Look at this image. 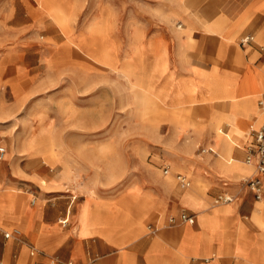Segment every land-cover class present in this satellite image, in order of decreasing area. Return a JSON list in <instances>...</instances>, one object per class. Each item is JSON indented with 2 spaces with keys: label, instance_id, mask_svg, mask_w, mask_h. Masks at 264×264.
<instances>
[{
  "label": "crops",
  "instance_id": "1",
  "mask_svg": "<svg viewBox=\"0 0 264 264\" xmlns=\"http://www.w3.org/2000/svg\"><path fill=\"white\" fill-rule=\"evenodd\" d=\"M203 1L169 0L166 3V0H159L160 9L152 10L166 12L163 7L166 4V10L170 12L168 20L159 21L156 25L154 20H149V27L136 23L141 31L138 43L150 65V79L154 83L157 76H163L166 84L170 78L173 84L190 79L203 84L202 80L210 75L213 82L216 80L215 75L218 79L219 76H225L230 79V89L236 91L237 97L257 95L258 107L259 100L264 102V48L258 49L250 43L247 48L236 49L235 41H228V38L237 30L238 24L226 23L222 32L214 22L224 16L232 19L246 10L251 13V19L239 34L244 31L264 33V0H231L224 5L221 0ZM152 3L156 2L148 0V4ZM180 11L183 18L188 17L186 23L181 17L174 16ZM176 20L182 23L184 32L171 26L170 22ZM150 26L156 29L148 37ZM152 38L160 42L165 50L164 71L161 73L155 72L157 56L151 53L148 46ZM238 58L240 63L237 62ZM213 82L211 89L206 85L196 88L198 105L181 107L193 106L196 112L207 113L196 117L197 122L205 126L197 132H191L190 141L182 144L170 143L174 139L171 130L161 140L162 148L155 152L157 160L152 164L144 163L137 150L99 159L92 157L94 153L89 150H74L64 153L68 157L58 158L57 174H40L38 167L44 162H38L35 158H21L17 163L13 153H5L0 160V202L5 201L0 204V263L228 264L220 255L212 259L194 255V249L202 254H219L222 248H217L218 242L199 241L198 236L208 232L211 237L222 225H227V244L232 253L229 264H264V175L261 176L263 194L256 200L244 182L255 176L254 167L230 168L218 162L211 129L212 119L221 113L230 119L235 118V115L227 114V108L221 105V101L215 100ZM174 101L176 105L180 104L176 99ZM154 108L162 115L159 123L171 126L167 105L156 98ZM255 114L260 123L257 109ZM252 121L247 118L239 121L250 132L249 135L253 130ZM250 138L247 136L242 144ZM246 149L239 147L233 155L243 161ZM160 167L162 171L168 168V173L164 175L169 172L176 178L177 175H183L189 183L197 184L200 189L188 191L196 200L189 199L188 193L171 188L165 178L159 175ZM178 167L190 172L192 179L182 172H171V168ZM67 172H75L78 178L67 183ZM42 181L46 185H41ZM68 187H75V193L79 196L69 194L66 191ZM114 187L119 189L112 191ZM127 189H135L139 198L150 204L149 213L142 221L146 230H141L139 226L128 227L126 222L122 227H116L117 231L113 232L116 236L112 241L113 234L109 238L103 235L109 229L107 218L112 216L114 209L120 214L119 209H122L123 204L130 202V192L125 193ZM219 194L234 198L229 203L230 209L223 213L212 212L213 223L204 227L200 223V215L212 211L211 201ZM175 213H179L178 216L193 215L195 221L187 224L179 219L176 225L178 216ZM83 215L85 221L101 219L90 227L85 223L83 228ZM154 218L155 223L148 224ZM257 219L263 225H259ZM239 223L246 227L243 237L246 247L242 248L237 246L235 240ZM150 229L153 231L150 232ZM13 230H17L18 234L11 238L4 237V232ZM191 234H195V246L191 245ZM177 237L179 239L174 244Z\"/></svg>",
  "mask_w": 264,
  "mask_h": 264
},
{
  "label": "rangeland",
  "instance_id": "2",
  "mask_svg": "<svg viewBox=\"0 0 264 264\" xmlns=\"http://www.w3.org/2000/svg\"><path fill=\"white\" fill-rule=\"evenodd\" d=\"M48 1L50 4L60 6L62 9L70 8V16L76 18V21L73 24V30L69 34H65L60 30L57 22L49 15L47 8L44 6ZM154 1L156 3L148 4V0H0V147L5 148L6 155L13 153L17 163L21 158L27 160L35 158L38 162H44L45 165L40 163L41 165L38 167V173L40 174H57L56 162H58V158L68 157L64 153L74 150L80 152L89 150L94 153L92 157L98 159L102 157L111 158L116 156L113 155L115 153L128 154L132 150H137L144 163L152 164V162L157 160L155 152H159L162 148L161 140L168 136L171 130L174 143L182 144L190 141L191 132H197L205 126L204 124H199L196 117L207 113L196 112V107L193 106L188 108L181 107L199 104V100L195 96V90L205 85L211 89L212 75L204 81L202 80L203 84H198L197 81L195 82L192 79L182 80V82L180 80L179 83L173 84L171 78L166 84L163 76H157L153 83L149 74L148 86L142 77L138 78V83L141 82V85H145L148 91L145 92L138 87L132 93L135 95L129 98L127 89L121 88L118 90L117 85H120V80H118L116 73L108 70V73L104 74L101 73L100 69L94 68L86 76L87 79L83 77L81 79L76 76L79 72L77 64L88 62L86 56L73 47H70L69 52L59 50L67 43L77 42L79 36L84 35L88 39L89 48H91L89 52L92 50H95V52L106 50L112 57L116 56V58L121 60L126 55L133 58V49H130L132 48L133 36L137 35L135 40L138 37L137 40H139L141 35V31L136 25L139 23L149 27V20H154V25H156L159 24V21H165L163 19L165 15L169 17L170 12L166 10V4L163 6L166 12L152 10V8L160 9L159 0ZM168 1L166 0V3ZM191 1L194 2L196 0H190L189 2ZM206 1L204 0L203 2ZM228 1L231 0H221L222 5ZM102 8L107 9L110 15H108L109 20L105 24L99 19ZM32 10L41 12L43 19L39 20V18L32 16ZM193 13L196 12L193 11ZM243 13L249 17L250 21L251 13L246 10ZM161 16L163 17L160 18ZM174 16L181 17L185 23L188 20V17L184 16L183 18L181 16V11L176 12ZM220 21L223 27L226 23L233 22V24H236V20H232L227 16L222 17ZM110 23L111 25H109ZM170 24L179 32H184L182 26H180L182 23L178 20L172 21ZM246 25L238 27L236 37L232 40L235 41L234 47L238 50L244 48V46L247 48L248 44L243 45L241 40L247 35H252L251 44H254L258 49L264 48V33L256 34L244 31L239 34ZM95 29H100V32ZM150 29L148 37L156 28L150 26ZM261 34L263 36L259 42L257 41V35ZM137 40L136 42H138ZM154 41L156 47L161 46L163 49L162 60L156 58L154 62L155 72L161 73L164 71L165 50L160 42L157 43L155 39ZM127 42L129 44H126ZM120 46L124 48L121 49ZM151 53H154L152 49ZM55 56L56 60L53 58ZM145 62L146 70L149 73L151 72L149 71L150 65L146 56ZM237 62L240 63V58L237 59ZM109 71L112 73H109ZM238 71L241 72L242 69H238ZM152 77L154 78V76ZM214 77L216 78L213 82L215 100L221 101V105L227 108V114L229 112L235 115V118L230 119L227 115L221 113L219 117H213L212 119L211 129L214 132L213 140L217 147L218 162L222 166L238 167V164L229 163L228 156L224 153V149L227 148L224 143L230 131L235 129L234 132L236 133H246L248 137L251 136L250 140L245 144H242L244 141L241 143L240 148L244 150L249 146L252 140V135H249L250 132L241 125L236 128L234 126L243 117L239 104L245 101L244 98L250 99L248 100L250 106L247 113H243L244 117H249L248 119L250 120L255 119L257 114H255V111L257 109L262 120L263 116L259 108L256 107L258 97L257 95L237 97L236 91L231 89L234 94L233 98H220L219 89L222 87L225 90L227 88L230 89L229 83L231 81L225 76H219V79L217 75ZM16 86L19 91L17 94H12L14 92L13 88L16 89ZM144 93H148L147 96L144 97ZM156 98L162 104L167 105L171 126L163 122L159 123L162 115L154 108ZM174 99L179 101L180 104L176 105ZM211 99L214 98L211 97ZM3 110L8 111L9 115L3 114ZM143 114L150 120L145 123L141 122L140 117ZM190 123L195 125L194 128ZM260 123H258V126ZM150 124L153 127H157V129L147 130ZM44 128L50 130L48 139L41 137L43 134L42 129ZM257 128L252 126L253 130ZM176 135L180 137L175 138L177 137ZM15 136L19 137L23 144H26L25 149L21 153L22 156L19 157L16 156L17 153L14 151L12 143ZM230 146L231 154L236 159L233 152L239 147H237L236 143H232ZM242 160L244 162V159ZM245 168L249 167L245 166ZM250 169H253V166ZM177 171L186 174L188 178L192 179V174L187 170L181 167L175 170L171 168V172ZM67 174V183L78 178L75 176V172H67ZM171 174L169 172V175ZM159 175L161 177L166 176L163 174L161 167ZM172 176L175 183L174 189L177 191L188 190L194 185L190 182L187 188L181 189L175 175ZM75 189V187H68L66 191L72 196L78 197L79 195L75 193ZM117 189L119 188L114 187L112 191ZM20 192L22 193V191ZM129 192L131 194L130 202L126 203V201L123 204L122 209H119L120 214L117 209H114L112 216L107 218L109 229L107 234H103L106 238L111 237V234L117 231L116 227L118 225L122 227L126 222L128 227L139 226L141 230H146L142 221L149 213L150 204L142 201L136 194L137 191L135 189H127L125 191V193ZM219 196L230 195L219 194ZM219 196L212 199V206L217 204L215 202ZM230 197L233 201L234 198ZM4 202L3 200L0 204ZM219 203L218 205L230 209V202L220 200ZM100 219L93 218V220L85 221L83 215V228L85 223L86 226L90 227L93 222L96 220L100 221ZM179 219L180 216L176 225L179 224ZM257 220L259 225H263L259 219ZM155 221L156 218L152 219L148 224L155 223ZM59 225L61 226V224ZM151 231L153 230L150 229ZM245 231L246 227L239 223L235 237L239 248L246 247V241L243 239ZM217 232L226 235L227 238L224 243L222 235L219 234L218 237ZM217 232H214L215 234L211 236V243L218 242L217 248L221 246L219 248L226 249L231 258L232 253L227 244L229 239L227 225H222ZM195 234L190 235L192 238L191 245L193 246H195ZM115 236L113 234L111 237L112 241ZM178 239L179 237L173 241L174 244L177 243ZM34 255H36V251ZM66 263L68 264V262ZM227 263L229 264V260ZM2 264L5 263L2 262Z\"/></svg>",
  "mask_w": 264,
  "mask_h": 264
},
{
  "label": "bare ground",
  "instance_id": "3",
  "mask_svg": "<svg viewBox=\"0 0 264 264\" xmlns=\"http://www.w3.org/2000/svg\"><path fill=\"white\" fill-rule=\"evenodd\" d=\"M189 1L190 0H188V2ZM44 6L47 8V11H48L49 15L51 16V18L54 19L57 22L60 30H62L65 34H69L70 31L73 30L72 27H73L74 22L76 21V18H72L70 16L71 15L70 14V8L62 9L60 6H57V5H54V4H50L49 1L46 2V4H44ZM41 14H42L41 12L32 10V16H34L36 18H39V20L43 19ZM108 15H109V13H108L107 9L102 8L101 13L99 14V19L105 24L109 20V16L110 15L109 16ZM162 17L163 16H161L160 18H162ZM163 19H165V21H166V20H168V17L165 15V18H163ZM232 20H236L235 22H236V24H238V27L239 26L241 27L243 25H246L249 22V17H247L246 14L241 13L240 15H234ZM110 22H111V20H110ZM109 25H111V23ZM214 25L220 31L222 30V32L225 30V28L223 27V25H222L220 20L215 21ZM238 27H237V30L234 33H232V35L228 38V40H230V41L234 40V38L236 37V32L238 31ZM95 30H97V32H100V29H95ZM138 35H139V33H138ZM262 36H263V34L257 35V41L260 42L262 40ZM136 37H137V35L135 37L133 36V39H132L133 42L131 44L132 48H130V49H133L132 50L133 51L132 55H134V57L130 58V57H128V55H126L122 60L119 59V58H116V56L112 57V55L109 54L106 50H99V51H96V52H95V50H92L91 52H89V49H91V48H89L90 45H89V43L87 41L88 39L84 35L79 36V40L77 42L72 41L70 43H67L61 49L59 48V50H64V51L69 52L70 51V47H73V48L77 49L78 51H80L82 54H84L86 56V58L88 59V62H83L82 64H77L78 65L77 68H78L79 72L76 74V76H78L81 79H82V77L84 79H87L86 76L89 75L90 74V70H94V68L95 69H100L101 73H104V74L108 73V70H111L112 72L116 73L117 77H118V80H120V85L119 84L117 85L118 90H120L121 88L127 89L129 91L127 96L129 98H131V97H133V95H135V94H132V93H134L135 89L136 88L138 89V87L143 89L145 92L148 91L147 90L148 88L145 87V85H141L140 84L141 82L138 83V78L142 77V79L145 80L147 86H148V83H149L148 82L149 73L146 70V62H145L144 52L142 51V46L139 45L138 42H136V40L139 37L135 40ZM154 43H155L154 39H151L148 42L149 49H150V51H151V49L153 50V52H154L153 54L157 56L158 60H162V58H163V55H162L163 49H162L161 46L156 47ZM53 58H55V60H56V56L53 57ZM111 71H109V73ZM180 82H182V80ZM17 88H18L17 86H16V89L13 88L14 92L12 94H17V92L19 91ZM215 90H217V89L215 88ZM231 91H232L231 89L227 88L225 90V88L222 87V88L219 89V92H218L219 93V97L220 98H222V97L223 98H233L234 94L232 93L233 91L232 92ZM147 94L148 93H144V97L147 96ZM244 100L245 101L243 103L241 102V104H239L240 105V112L243 115V117L240 118V120H239L240 122H241L242 119H246L247 118V117L246 118L244 117V114L247 113L248 108L250 106V102L248 101L250 99L244 98ZM3 107H5V106H3ZM3 114L7 115L8 111H4L3 110ZM258 114H259V112H258ZM258 118L259 117H257V118L255 117V119H253L252 126L259 127L258 126V123H259ZM260 118H261V115H260ZM140 119H141V122H144V123L147 122L148 120H150V119H147L145 117V114H143V116H141ZM189 121H192V120H189ZM218 121H219V119H218ZM239 121L236 123V126H234V128H236L238 125H240ZM190 124H189V126H190ZM191 125L194 128L195 125L193 123ZM150 129H152V130L153 129H157V127H153V125L150 124V127H148L147 130H150ZM42 131H43V134L41 135V137L45 138V139H48V135H49L48 133L50 132V130L44 128V129H42ZM234 131H235V129L231 130L230 133L226 137L227 139L225 140L224 144H225V146L227 148L224 149V151H225L224 153L227 154L228 161H229L230 164H238L239 167L247 166V167L250 168L252 165L247 164V163H245L243 161H239V160L235 159L232 156V154H231V146L230 145L232 143H236L237 147H240L242 145L241 143L247 137L246 133L242 134V133H239V132L236 133ZM176 136L177 137H175V138H179L180 137L179 135H176ZM12 141H13L12 143H13L14 151L17 153L16 156L17 157L22 156L21 153L25 149L26 144L25 143L23 144L21 142V139L19 137H17V136H15ZM170 143H174V140L172 139V141ZM32 146H34V145H32ZM226 167H229V166H226ZM173 169L175 170L177 168H173ZM164 178L168 182V184H169V186L171 188H175V183H174V179H173L172 174L171 175L168 174V175L164 176ZM41 184L45 185V182L42 181ZM191 189H195L196 190V189H200V188L197 186V184L194 183V185L190 189L184 190V191L181 190L180 192L188 193V191L191 190ZM187 196L192 201L196 200L195 196L192 193H188ZM215 203H217V204L212 206V211L211 212H204V213H202L200 215L201 216L200 217V223L203 226H206V225H209V224L213 223V215L211 214L212 212H215V211H218V212H221V213L226 212L227 208L222 206V205H218V204H220L219 201H216ZM223 204H226V203H223ZM216 205L219 206V207H217ZM178 214L175 213V215H177V216H178ZM217 233L222 235V240L224 242V240L227 238L226 235H224L221 232H217ZM198 237H199L198 238L199 241H203V242H206V243L208 241L211 242V237H210V234H208V232L206 234L203 233L201 236H198ZM198 240H197V242H198ZM199 254H200L201 257H205V259H212L214 257L217 258L219 255H220V257L222 259H225V262H227L228 259H230V255H228V252H227L226 249H222L219 254L211 253L209 255L208 254L199 253L197 250L194 249V255H199ZM200 256H197V258L200 257ZM211 264H215V263H211Z\"/></svg>",
  "mask_w": 264,
  "mask_h": 264
},
{
  "label": "built area",
  "instance_id": "4",
  "mask_svg": "<svg viewBox=\"0 0 264 264\" xmlns=\"http://www.w3.org/2000/svg\"><path fill=\"white\" fill-rule=\"evenodd\" d=\"M252 36H245L241 43L243 45L250 44L252 41ZM258 108L263 116L261 123L257 129L252 130V140L250 145L246 149V155L244 158V162L247 164H250L254 167L255 170V176L252 178H247L244 182L245 184L250 188V190L253 192L254 197L256 200H259L262 197V180L261 176L264 175V102L262 100H259L258 102ZM5 148L0 147V160L4 156ZM163 173H168V168H163ZM177 180L179 185L182 188H185L189 185V181L187 178L183 175H177ZM223 201V202H231L232 198L230 196H219L216 201ZM180 220L183 223L193 224L195 221V218L191 215L181 214ZM173 220H171L172 223ZM18 234L17 230L13 231H7L4 232L5 238H11ZM34 254V251L31 252V255ZM1 264V263H0ZM68 264H73L69 262Z\"/></svg>",
  "mask_w": 264,
  "mask_h": 264
}]
</instances>
